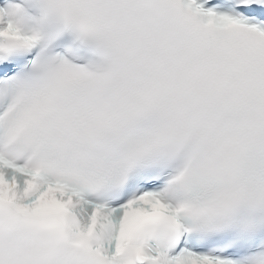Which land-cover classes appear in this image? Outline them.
<instances>
[{
  "label": "snow or ice",
  "instance_id": "1",
  "mask_svg": "<svg viewBox=\"0 0 264 264\" xmlns=\"http://www.w3.org/2000/svg\"><path fill=\"white\" fill-rule=\"evenodd\" d=\"M0 264H264V0H0Z\"/></svg>",
  "mask_w": 264,
  "mask_h": 264
}]
</instances>
